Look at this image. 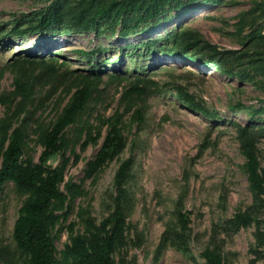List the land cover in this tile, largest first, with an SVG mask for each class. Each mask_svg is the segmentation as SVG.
<instances>
[{"label": "rangeland", "instance_id": "374dc122", "mask_svg": "<svg viewBox=\"0 0 264 264\" xmlns=\"http://www.w3.org/2000/svg\"><path fill=\"white\" fill-rule=\"evenodd\" d=\"M108 1L0 0V93L14 89L20 61L42 67L52 59L56 72L65 73L55 93L28 105L36 120L25 157L39 160L40 133L71 97L64 89L71 82L67 76L102 78L78 121L68 126L67 147L49 159L55 165L63 153L69 156L61 188L68 192L67 182L79 187L55 212L59 219L52 233L61 264L74 261L66 246L84 231V219L100 224L113 211L116 172L130 155L124 182L130 210L116 227L113 264H210L202 255L205 248L218 253L223 264H264V193L252 190L242 152L247 132L255 137L264 167V0H182L154 23L113 13L95 28L76 31L82 12L87 16ZM55 9L59 22L40 27L41 18ZM254 31L261 34L254 37ZM208 43L220 52H211ZM76 48L90 53L77 54ZM135 82L143 89L130 93ZM176 85L214 115L188 108ZM43 94L41 89L38 96ZM6 106L0 103V118ZM138 107L144 109L143 121L134 114ZM115 122L122 143L98 164ZM25 197L12 180L0 192V264H23L13 230ZM174 237L184 238L188 249L173 244Z\"/></svg>", "mask_w": 264, "mask_h": 264}, {"label": "trees", "instance_id": "16d2710c", "mask_svg": "<svg viewBox=\"0 0 264 264\" xmlns=\"http://www.w3.org/2000/svg\"><path fill=\"white\" fill-rule=\"evenodd\" d=\"M182 0H109L99 4L89 15L81 13L74 24L76 31L89 30L95 28L100 18L110 16L115 13L117 16L136 14L137 21H150L154 23L164 9L181 5ZM212 3L220 0H208ZM61 14L54 10L41 18L40 27L51 28L54 23L59 22ZM170 18L166 19L169 20ZM138 25V23H137ZM149 28V27H143ZM155 28L152 26L150 29ZM71 28L67 29V32ZM126 33V32H122ZM261 32H253L258 36ZM195 41L189 42L193 43ZM190 45V44H189ZM211 52H220L215 45L207 44ZM77 54H89L90 51L84 48H76ZM227 52V51H226ZM230 52V51H229ZM241 52V53H240ZM233 54L242 51L234 50ZM185 57H194L187 55ZM251 56L248 54L247 59ZM202 63L211 65V61L201 58ZM25 61L19 62V71L14 79V89L9 92L0 93V103L6 104L4 114L0 118V192L8 180L15 182L17 189L26 194L20 207L19 215L15 221L13 238L15 247L20 250L23 264H61V259L57 255L56 236L52 233L59 215L57 209H63L69 194L79 192V187L72 182H67L68 192L61 188V183L65 179V171L69 162V156L62 154L61 161L55 165L49 164V159L58 152L64 150L69 142L67 128L78 121L85 108L90 103L96 87L101 81V76L87 74L67 76L71 82L64 85L65 93L72 91L71 97L59 112L56 119L50 124L46 131L40 133L43 150L39 155V160L33 157H25V145L30 135V128L33 127L34 111L28 105L37 100L42 103L58 89V81H62L65 73L58 71L53 64V60L42 61V67L35 65L29 67ZM53 77V78H52ZM52 78V79H51ZM78 80L72 87L73 80ZM49 82L47 88L44 84ZM157 83V82H156ZM44 89L42 97L38 92ZM138 82L129 87L132 91L142 90ZM178 97H181L186 106L190 109L199 110L205 115H214L205 107L202 102L190 94L182 85H176ZM17 97H19L17 99ZM140 121L145 118L143 107L136 108L134 112ZM112 123L105 136L102 148L100 149L96 163H103L110 158L115 149L120 147L122 141L117 134L119 128ZM40 127V126H39ZM38 127V128H39ZM35 128H37L35 126ZM38 130V129H37ZM245 140L242 143V152L246 157L245 170L252 190L256 194L264 193V167L261 166L259 155L255 148V137L244 132ZM87 142V141H86ZM132 156L130 155L119 166L115 182L117 193L115 195V206L113 211L105 219L96 224L94 220L87 218L85 229L82 233L72 235V241L67 244V254L75 257L71 264H113V252L116 243V227H120L125 221L129 210V196L124 182L129 174ZM81 214V212H80ZM239 217L248 216L238 214ZM180 249L187 250L183 244L186 240L182 237H174L173 244ZM162 253L161 246L157 248L155 262ZM0 257L3 253L0 247ZM202 255L210 264H223L221 256L211 248H205Z\"/></svg>", "mask_w": 264, "mask_h": 264}]
</instances>
